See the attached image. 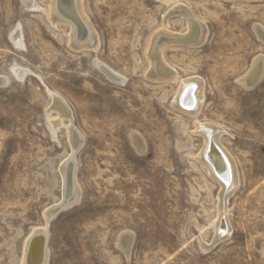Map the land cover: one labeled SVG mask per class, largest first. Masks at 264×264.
<instances>
[{
	"label": "rangeland",
	"instance_id": "374dc122",
	"mask_svg": "<svg viewBox=\"0 0 264 264\" xmlns=\"http://www.w3.org/2000/svg\"><path fill=\"white\" fill-rule=\"evenodd\" d=\"M52 1L0 0V264H22L41 227L47 264H264V71L253 88L242 81L264 57L254 28H264V0H82L94 49L70 44L71 26L51 19ZM177 5L207 34L195 46L166 44L162 58L176 78L156 79L153 37L189 31L188 19L172 12ZM193 77L204 82L195 115L176 105ZM55 97L83 136L80 197L48 219L70 194L60 171L71 152L69 120L55 121ZM199 122L222 128L239 177L226 211L230 233L214 244L222 184L200 159ZM127 231L129 255L119 246Z\"/></svg>",
	"mask_w": 264,
	"mask_h": 264
},
{
	"label": "bare ground",
	"instance_id": "6f19581e",
	"mask_svg": "<svg viewBox=\"0 0 264 264\" xmlns=\"http://www.w3.org/2000/svg\"><path fill=\"white\" fill-rule=\"evenodd\" d=\"M63 1L61 0H53L51 7V19L53 23L62 22L65 24H69L71 26V34H70V44L76 48L81 49L83 47L94 49L98 45V35L93 29L89 18L83 11L82 8V0H70V4L72 5V11L66 10L64 8ZM172 12L179 13L182 16L186 17L190 23L189 31L186 34L180 35L177 33H171L166 28L162 29L153 37L152 46L150 56L153 62V67L149 72V75L153 78L159 79H168V78H176V73L173 69L168 67L162 58V49L168 43L179 44L180 42L189 43V45H198L203 42L206 37L207 30L204 27V24L200 22L192 13V11L187 8L185 5H177L174 7ZM171 13V12H170ZM169 14V13H168ZM166 15V17L168 16ZM257 35L264 41V28L261 26H256ZM14 42L19 43L20 38L18 36H14ZM188 45V44H186ZM99 68L106 73V75L115 82L122 83L124 78L117 71L112 69L105 63L100 62L98 64ZM264 71V57L259 56L254 59L253 67L251 71L245 76L242 81L246 87H253L257 84ZM23 69H17V74H22ZM22 77V76H21ZM7 82L6 76H0V85H3ZM203 90H204V82L200 78H188L185 79L178 91L176 105L181 110L191 113L197 114L202 106L203 102ZM53 108H55L59 113V118L55 121L63 119V117H67L69 120V124L67 126L68 135L71 143V152L68 158L64 160V162L60 166V171L63 176V180L66 182L67 189L71 186L68 181L72 176L71 172L74 171V181H73V191L71 194H64V199H70L65 202V207L72 205L78 202L80 197V188L78 187L76 180V158L75 152L76 147L78 149L83 144V136L77 132V128L72 124V114L69 109L68 104L64 101V99H60L59 97L54 98ZM59 126L62 125L61 122L58 123ZM197 131L203 135L205 138L206 144L202 149L200 154V159L207 164L209 167L211 174L222 184V191L220 193V216L217 219V234L214 239V243L217 241L227 237L230 233V226L228 219L226 217V211L228 207V199L230 194L235 190L239 183V177L237 173V166L233 160L232 155L228 152V150L221 144L220 137L223 134L222 128L219 126H215L210 123H198ZM59 128V127H57ZM134 134V133H133ZM132 135V134H131ZM133 143L138 151L142 152L145 150V143L143 139H141L138 135L132 136ZM133 145V146H134ZM223 172V175L220 173ZM69 178V179H68ZM68 179V180H67ZM65 190V188H64ZM73 194V195H72ZM63 199V201H64ZM62 201V202H63ZM62 202L57 203L46 211L47 218L50 219L55 215L58 208L61 206ZM47 237V229L40 228L34 232L32 237L29 239L27 243V250L25 256L23 258L22 264H33L30 253L32 252V243L36 237ZM134 237L132 233L128 231L123 233L119 239V246L122 250L129 255L130 250L133 246ZM48 248L47 243H45L43 262L42 264H47L48 262Z\"/></svg>",
	"mask_w": 264,
	"mask_h": 264
},
{
	"label": "water",
	"instance_id": "95a60500",
	"mask_svg": "<svg viewBox=\"0 0 264 264\" xmlns=\"http://www.w3.org/2000/svg\"><path fill=\"white\" fill-rule=\"evenodd\" d=\"M61 1H63L62 4H63L64 8H66V10L72 11V7H71L72 5L70 4V0H61ZM179 44H188L189 45L188 42L187 43L180 42ZM251 88H253V87H251ZM75 152H78V147H76ZM71 174H72V176L70 177V179L69 178H68L69 180L67 179L70 182V184H71V186H69V188H72V189H68L70 194L73 191L74 171L71 172ZM220 174L223 175V172L220 173ZM65 202H66V200L64 199V201L62 202L61 206L56 211L55 215L52 216L50 219L56 217L62 210L65 209V206H64ZM68 202L69 201H67V203ZM46 238L42 237V236H39V237H36L33 240V243H32L33 249H32V252L30 253L31 258H29V259H32V263L33 264H42Z\"/></svg>",
	"mask_w": 264,
	"mask_h": 264
}]
</instances>
